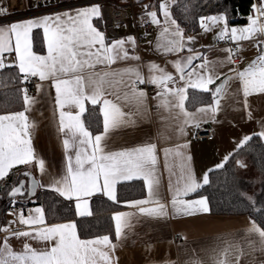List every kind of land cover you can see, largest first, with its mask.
<instances>
[{
  "label": "snow or ice",
  "instance_id": "6c2138e0",
  "mask_svg": "<svg viewBox=\"0 0 264 264\" xmlns=\"http://www.w3.org/2000/svg\"><path fill=\"white\" fill-rule=\"evenodd\" d=\"M148 7L145 5V9ZM159 10L164 16L161 36L165 40L159 47H162L166 53L184 51L186 43L183 32L176 20L171 18L169 0L160 3ZM257 12L264 16V5L257 8ZM146 14L152 23L160 24L156 11H147ZM99 17H101L100 7L88 6L79 8L74 13L64 12L54 16H43L40 19L12 23L7 28L0 27V54L13 50L12 38L14 37V51L18 61L16 67L19 73L24 75V79L27 80L29 76H38L41 81L49 79L53 81L52 87L56 91L55 102L60 110L59 130L66 136L63 147L66 153L75 149L74 157L72 155L66 157V173L59 179H53V190L68 200L75 198L79 216L92 214L88 210L86 197L102 190L109 200L116 201L117 184L132 180H142L148 193V199L134 201L132 206L138 207L142 215L167 216L166 206L157 198L160 177L157 169L156 145L147 143L120 151L106 150V141L110 132L135 123L132 119L133 113L123 111L122 104L134 107L136 114H139L141 109L146 107L147 94L143 90H138L137 82L156 85L160 89L154 97L159 100L157 108H163L170 113L173 109H179L175 118L179 119L181 116L184 118L180 126V132L183 134L185 126L194 122L196 116L185 108V101L189 99L188 89L201 92L212 91L214 104L209 105L208 108L198 109V112L205 114L211 112L214 117L221 107V100L229 95H235L229 92V81L238 79L241 85L238 91H242L244 104L247 107V98L250 95L264 93V54L259 55L234 77H226L214 91L209 88V85L220 79L216 66L223 67L225 64L234 62L232 49L223 50L228 52L224 61H209L207 57L199 53L174 61L173 66L179 73V81L183 82V86L180 87L175 86L179 81L155 64L149 65L150 76L147 81L140 70L133 67L98 72L96 71L98 66L110 67L118 59L139 60L138 56L130 57L124 48L126 42L135 45L134 37L106 43L104 33L93 25V18ZM248 19L247 27L229 28L225 16L202 17L200 26L208 32L212 27L222 23L217 39H224L230 33V39L234 42L250 40L254 35L264 34V24H260L258 19L252 17ZM34 28L43 29L47 55H37L32 51L31 33ZM188 43H195V37H189ZM188 51L192 52L193 49L188 48ZM197 59H202L203 63L193 65V61ZM4 67L6 65L0 56V69ZM157 72L159 75H151ZM170 82L174 85L173 87H168ZM40 88L41 85H37L38 91ZM22 91L24 110L0 114V179L4 178L8 170L14 166L30 164L35 158L31 133L36 125L34 121L29 120L26 113L31 111V106L36 101L27 95L26 89ZM106 94L113 95L120 103L104 98ZM85 101H89L92 105L102 104L100 113L103 117V131L100 134L93 135L81 119L86 110ZM65 108L69 111H64ZM71 108H76L78 111L73 114ZM258 135L264 137V131ZM250 139L251 137H244L241 144ZM168 151L165 150V156L168 155ZM176 155L182 154L177 152ZM38 164L43 171L44 161L41 159ZM184 167L186 168V165ZM217 167H223V164ZM24 175L29 173L25 172ZM183 181L182 187L177 188L171 201L173 212L184 216L209 212L206 197L196 200L182 198L207 185L208 174L204 175L201 183L197 181L191 170L187 169ZM21 187L14 188L11 194L15 196L20 193ZM148 204L156 206L143 207ZM34 211L36 215L29 214L27 218L21 212L19 222L29 226L45 225L43 208H36ZM113 219L116 240L126 239L125 229L132 227L131 214L118 213ZM3 230L9 231L8 228ZM12 237H30L43 242L54 241V244L44 250H36L25 244L23 251L17 253L8 244V240ZM245 247L249 250L248 252L245 251ZM116 248L117 244L113 243L108 235L96 239H80L76 224L68 222L38 228L35 230V235L29 231L12 232L10 236L5 237L3 246L0 247V264H113L111 253ZM255 252L264 255V228L253 222L247 230L244 243L225 241L218 257H213L212 264H239L241 257ZM192 264H202V262L193 261ZM253 264H256L255 260ZM260 264H264V261Z\"/></svg>",
  "mask_w": 264,
  "mask_h": 264
},
{
  "label": "crops",
  "instance_id": "0c3cea01",
  "mask_svg": "<svg viewBox=\"0 0 264 264\" xmlns=\"http://www.w3.org/2000/svg\"><path fill=\"white\" fill-rule=\"evenodd\" d=\"M125 1L126 0H120L122 3ZM134 1L136 3L134 6V12L138 23L151 22L150 17H148L146 13L147 11H156L157 19L160 20V24L158 25L151 22L153 24V31L145 34L144 30L140 28V32L144 34V37L140 42H137L133 35H127L116 39H107L105 37L106 43H111L120 39L127 40L128 37H134L135 45L126 42L124 48L128 51L130 57L138 56L139 60L118 59L116 63L112 64L110 67L98 66L96 71H118L133 67L138 68L142 76L145 78V81H147L150 76L149 65L155 64L161 69H164L165 72L170 73L175 80L179 81V73L173 66L174 61L182 60L189 55H195L197 53L201 54L203 57H207L209 61H224L228 56V52L223 50L232 49L233 52L236 51L240 55L243 63L238 65L233 62L232 64H225L223 67L217 65L216 71L220 73V79L215 80L214 84L209 85V88L214 91L215 87L226 77H234L237 72L243 71L247 68L259 55L264 54V34H257L250 40L236 42L230 39V33L229 36L224 39H217L218 33L223 26L222 23L216 27H212L211 31L208 32H205L200 26L199 30L195 33H183L184 41L186 43L184 51L179 53H166L162 47H159V45H162L165 42L164 38L161 36L162 28L164 26V16L159 10V4L163 3L164 0H160L159 2H156L155 0ZM172 4L173 0H169L170 12ZM145 5H148L149 7L145 9ZM262 5L263 4L260 1H255L251 8L253 9L254 14L258 16L260 24H264V16H261L257 12V8ZM88 6L99 5L90 4L55 13L2 22L0 23V27L7 28L12 23L24 22L29 19H40L43 16H54L64 12L74 13L75 10ZM210 16H225L227 20V17L223 12L213 13L203 17ZM249 17L250 16L233 24H230L227 20L228 26L229 28L247 27L249 24ZM171 18L174 19L172 13ZM93 25L103 33L100 17L93 18ZM35 29H40L43 33L42 28H34L33 31ZM118 30L122 32L124 27L119 25ZM33 31L31 33L32 51L37 55H47V45L45 40V49L43 52H37L34 49ZM189 37H195V43H188ZM233 45H235V49L233 48ZM14 47L15 40L13 37V50L0 54L3 63L6 65L4 68H7V65L16 67L18 63ZM188 48H192L193 51L189 52ZM201 63H203L202 59L193 61V65ZM16 68L19 71L18 67ZM230 69H235V71H230ZM20 74L24 79V75L22 73ZM85 75H87V73H85ZM151 75H159V73H151ZM35 78L36 83L33 86L35 94L32 95L30 94V91H27V95L33 98L36 103L31 106V111L26 113L29 120L34 121L36 125L35 130L31 133L35 158L30 164L14 166L8 170V174L12 169L22 167L30 173V176H34V180L37 184L43 185L40 186L41 188L53 190V179H59L66 173V157L67 155H72L74 157L75 149L66 153L63 147V140L66 136L59 130L60 110L55 102L56 91L55 88L52 87L53 81L50 79L41 81L38 76ZM125 79L127 80V77H125ZM229 83V92L234 93L235 95H229L226 99L221 100V107L214 117L211 112L206 114L198 112V109L208 108L209 105L214 104L213 99L210 103L199 105L192 110L187 108L185 101L186 110L189 113H195L196 116L194 122L185 126L183 134L180 132V126L184 118L182 116L179 119L175 118V114L179 112V109H173L170 113L163 108H157L159 100L154 99V97L160 89H158L156 85L147 82L141 85H136L138 90H143L147 94L146 107L142 108L139 114H136L134 107L124 106L122 104L123 111L133 113L132 119L135 123L134 125L121 127L110 132L106 141V150L120 151L147 143L156 145L157 169L160 177L157 198L161 204L166 206L168 215L163 217H150L140 214L138 207L132 206V202L134 201L148 199L146 188L144 196L128 200L124 203L123 208L113 211L112 219L118 213L131 214L132 224L130 229H125L127 233L126 239L117 241L115 235L113 238L108 235L112 242L117 244V248L111 253L113 264H192L193 261H201L202 264H212L213 257H218L219 251L224 247L225 241L244 243L247 230L252 226L253 222H255L248 214H213L209 208V212L197 213L193 216L176 215L173 212L171 204L177 188L182 187L183 185V177L187 169H190L197 181L202 183L205 174H208L209 177L211 170L220 168L217 167V165H224L230 156L243 145L241 144V141L244 137H252L264 131V93L250 95L247 98V107H245L243 93L242 91H238L241 88L240 81L236 79L229 81ZM37 85H41L39 91ZM173 86L174 85L171 82L168 84V87ZM175 86H183V82L179 81ZM189 90L190 89H188V92ZM104 98L120 103L115 100L113 95L106 94ZM89 105L92 104L89 101H85L86 110ZM96 105L99 106V109L102 106V104ZM24 107L25 106L18 111L24 110ZM70 110L73 114L78 111L76 108H71ZM18 111L0 114H10ZM64 111H69V109L65 108ZM249 113H251L250 116ZM83 115L81 117L82 120ZM197 123L198 125H206L210 127L213 132V138H195ZM102 131L103 117L102 130L93 133V135L100 134ZM260 138L264 142V137L260 136ZM165 150H169L167 156H165ZM177 152H180L182 155L177 156ZM188 157L191 159L188 160ZM225 157H227V160H225ZM41 159L44 161L43 171H41L38 164V161ZM185 165L186 168L184 167ZM119 184L121 183H118L116 186V195ZM195 193H191L182 198L185 200H196L204 197L194 195ZM96 194L104 195L101 190L95 192L92 196L85 198L88 200V210L91 211V213V198ZM104 196L107 197L106 195ZM73 200L76 207L77 201L75 198ZM155 206L156 205L154 204H148L143 207ZM27 207L28 213L24 215L25 218H27L29 214L35 216L36 213L34 210L36 208H43L36 203H32ZM92 214L88 216H79L77 213L79 217H90ZM68 222L74 221L48 223L45 216V225H24L18 221V219L11 213V209H9L6 222L0 226V247L3 246L5 237L10 236L12 232L29 231L35 235V230L38 228ZM113 223L115 227L114 219ZM4 228H8L9 231H4ZM102 236L104 235L80 239H96ZM252 239H257V237H252ZM8 244L14 252L20 253L23 251L25 244L30 245L36 250H44L50 248L52 244H54V241L49 243L38 241L30 237H12L8 240ZM104 250L107 251V249ZM245 251H249L247 247H245ZM254 260L256 261V264H260L261 261H264V255H261L260 252L246 255L241 257L239 264H253Z\"/></svg>",
  "mask_w": 264,
  "mask_h": 264
},
{
  "label": "trees",
  "instance_id": "16d2710c",
  "mask_svg": "<svg viewBox=\"0 0 264 264\" xmlns=\"http://www.w3.org/2000/svg\"><path fill=\"white\" fill-rule=\"evenodd\" d=\"M159 2L160 0H155ZM255 0H173L171 13L184 34L199 30L200 19L203 16L223 12L230 24L246 18ZM34 49L43 52L44 37L40 29L33 31ZM23 89L30 91L24 85V79L16 67L0 70V113L21 110L23 104ZM186 101L188 109L210 103L212 92H201L190 89ZM85 126L92 133L102 130V116L98 105H89L83 115ZM242 160L259 173L264 174V142L259 135H254L239 147L226 161L223 167L209 173V183L200 188L194 195L208 199L209 208L213 214H248L264 228V182L250 190H242L238 173ZM27 172L22 167L14 168L0 180V226L7 220V212L14 205L39 204L43 207L48 223L74 221L80 238H91L101 235H115L112 219L113 211L124 207L128 200L144 196L145 186L142 180H132L118 185L117 200L112 201L101 194L91 198L92 216L79 217L74 200H68L52 189L41 188L35 182L34 176L24 175ZM22 180H25L23 193L10 197V191ZM32 194L30 195V193ZM250 193V194H249Z\"/></svg>",
  "mask_w": 264,
  "mask_h": 264
},
{
  "label": "built area",
  "instance_id": "2783aa9c",
  "mask_svg": "<svg viewBox=\"0 0 264 264\" xmlns=\"http://www.w3.org/2000/svg\"><path fill=\"white\" fill-rule=\"evenodd\" d=\"M260 1L264 5V0ZM90 4H98L101 9L102 31L107 39L121 38L127 35H133L137 42H140L145 33L153 31L151 22L138 23L136 21L134 0H126L124 3L120 0H0V23L13 21L17 19L55 13L63 10L86 6ZM248 16L258 19L254 14L253 9L250 10ZM247 16V17H248ZM131 21V22H130ZM124 27L121 32L118 26ZM140 28L144 30V34L140 32ZM235 49V45H233ZM234 62L238 65L243 63L240 55L234 51ZM36 83V78L29 76L25 80L24 85L30 87V94H35L33 86ZM137 85H141L137 82ZM197 139H212V129L206 125H198L195 132ZM28 213V207L22 205H14L11 208V213L18 219L21 215Z\"/></svg>",
  "mask_w": 264,
  "mask_h": 264
},
{
  "label": "rangeland",
  "instance_id": "374dc122",
  "mask_svg": "<svg viewBox=\"0 0 264 264\" xmlns=\"http://www.w3.org/2000/svg\"><path fill=\"white\" fill-rule=\"evenodd\" d=\"M242 165L238 168L239 175L243 177L242 181H240L242 190H250L253 186L258 187L264 182V174L256 171L247 160H242Z\"/></svg>",
  "mask_w": 264,
  "mask_h": 264
},
{
  "label": "water",
  "instance_id": "95a60500",
  "mask_svg": "<svg viewBox=\"0 0 264 264\" xmlns=\"http://www.w3.org/2000/svg\"><path fill=\"white\" fill-rule=\"evenodd\" d=\"M221 83H222V82H221ZM221 83H220V84H221ZM220 84H218L217 86H219ZM217 86H216V87H217ZM216 87H215V88H216ZM24 184H25V180H22V181H21L16 187H14V188H17V187H21V186H22V187H21V192H20V193H17L15 196L20 195V194L23 193V187H24ZM14 188H13V189H14ZM13 189H12V190H13ZM12 190L10 191L9 196H10V197H15V196H13V195L11 194V193H12ZM31 194H32V192L30 193V195H31Z\"/></svg>",
  "mask_w": 264,
  "mask_h": 264
}]
</instances>
